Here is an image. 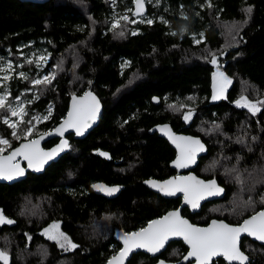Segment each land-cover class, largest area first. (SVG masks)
I'll return each instance as SVG.
<instances>
[{
  "label": "trees",
  "instance_id": "trees-1",
  "mask_svg": "<svg viewBox=\"0 0 264 264\" xmlns=\"http://www.w3.org/2000/svg\"><path fill=\"white\" fill-rule=\"evenodd\" d=\"M132 1L0 0V53L12 59L23 51L13 58L17 68L2 78V90L10 92L7 99L32 87L35 68L23 63L29 49L43 48L47 63L56 67L51 83L34 85L36 96L25 103L26 118L44 113L46 105L49 118L29 137L8 136V148L50 129L62 118L71 95L90 90L102 108L97 125L82 139L67 136L69 147L41 173L0 183V210L14 221L0 224V251L7 264H100L118 247L113 230L136 229L174 208L178 199L160 198L142 186L146 178L172 173L168 162L173 151L154 130L162 123L199 138L205 154L193 171L224 190L220 200L204 203L194 214L181 209L182 215L198 224L211 217L237 222L246 214L232 219L216 209L230 201L240 209L264 206V106L259 103L253 114L232 104L241 96L264 102V0H152V6L145 3L152 23L124 22L108 30L109 16L131 8ZM213 59L230 80L216 101H210ZM122 61L127 63L121 67ZM151 96L158 98L157 105L150 103ZM186 103L187 111L182 110ZM183 112L191 113L186 123ZM26 118L16 132L25 129ZM4 129L0 121V132ZM92 184L118 190L102 194ZM52 221L76 248H61L38 232ZM247 243L254 247L250 252ZM175 246L177 255L170 253ZM240 248L249 264H264V245L242 237ZM183 249L171 241L159 255L173 259ZM152 259L136 252L126 264ZM211 264L227 263L217 258Z\"/></svg>",
  "mask_w": 264,
  "mask_h": 264
},
{
  "label": "snow or ice",
  "instance_id": "snow-or-ice-1",
  "mask_svg": "<svg viewBox=\"0 0 264 264\" xmlns=\"http://www.w3.org/2000/svg\"><path fill=\"white\" fill-rule=\"evenodd\" d=\"M115 2V0H113ZM137 7V13L143 7L144 0H134ZM211 6L210 4L208 5ZM251 11V9H249ZM124 21H129V17L125 14L121 17ZM143 22V21H142ZM152 23L151 20L147 21ZM119 25V19H117L112 24V28L115 29ZM120 36L124 35L123 31L119 32ZM135 35V33H133ZM199 42V41H197ZM41 59H47V57H42ZM32 63V61H28ZM212 63L215 64L216 60L213 59ZM8 68H12V64H8ZM2 70V69H0ZM24 77L25 74L21 72L19 74ZM52 79L55 78L54 73L51 74ZM219 80L217 81V74H214V96L213 99L220 98V96L225 91V87L230 80L224 75V73H219ZM3 79H8L7 76ZM36 86H41L45 84H50L51 79L48 75L44 76L42 79H36L32 82ZM6 95H0V109L6 107ZM242 101H246L245 97H241ZM240 104V101H237ZM264 106V102H257ZM242 106L247 107L253 114L259 109L256 103L246 101ZM12 116H24L27 113L24 111L23 107H10ZM100 105L99 101L96 99L92 93H85L83 97L77 99L73 97V105L71 111L68 113L67 119L61 126L56 129V132L63 135V132L68 127L75 128L77 135H83V132L91 126L99 114ZM50 115V112H49ZM191 113L185 115V120L189 119ZM49 116L33 117V120L39 121L40 119H48ZM10 128L13 129L12 135L17 137L16 123H10L8 119L3 121ZM23 122V121H21ZM30 125L25 130V135L31 134L33 128L31 127L32 120L27 121ZM161 131H166L169 133V138L177 148L180 150V155L175 161V165L178 168L187 167L189 163L194 162L196 153L198 151H203V146L199 140H195L191 137H176L170 133V130L162 128ZM18 138V137H17ZM0 145H9V141L4 138H0ZM69 147L67 141H62L58 149H53L51 151H44L39 148V141L33 140L29 143L21 145L20 148L15 149L9 156H0V179L12 180L15 177L24 176L25 172L20 167L18 163H12L15 156L20 155L28 162L30 168H34L36 171H40L41 168L54 156L58 151H63ZM3 148H0V152ZM102 155H107L103 154ZM152 183L154 187H159L161 192L166 195H174L176 192H183L185 201L192 205L193 208L198 207L199 200L203 199L205 195H216L222 192V189L216 186L215 181L205 183L203 181L196 180L195 177H178L173 180L165 181L162 184L157 185L156 182ZM94 187L107 191L109 195L116 192L118 189L111 188L105 189L102 185H94ZM11 224L14 221L6 219L3 215L2 210H0V224ZM59 225L53 224L49 229H45V234L48 238L56 241L60 244L61 248H76L77 245L72 243L70 239L63 233L58 231ZM242 233H246L255 239L264 242V211H261L253 215L250 219L245 220L243 224L239 227H232L224 222L213 221L208 228H198L188 223L187 220L182 219L178 212H170L166 216L151 221L146 228L140 229L137 232L126 233L122 235V240L124 247L121 249L118 256H114L109 264H123L124 258L133 249H146L148 252L156 253L159 252L165 245V242L173 236H181L191 246V251L188 256L195 257L197 264H209L211 257L223 255L227 260L231 262L235 261L238 264H249L248 257L240 250L239 238ZM187 259V257H185ZM0 260H3L7 264L8 257L6 253L0 251ZM163 264V262H161Z\"/></svg>",
  "mask_w": 264,
  "mask_h": 264
},
{
  "label": "water",
  "instance_id": "water-1",
  "mask_svg": "<svg viewBox=\"0 0 264 264\" xmlns=\"http://www.w3.org/2000/svg\"><path fill=\"white\" fill-rule=\"evenodd\" d=\"M18 1H21V2H31V3H43V2H46L47 0H18ZM146 11V7H145V3L143 4V7L139 10V13H137V7L134 3V0L132 1V5H131V12L134 16H138V15H142L144 14ZM209 64L211 65L212 69H214V67L216 66V63L213 64L212 61L209 62ZM92 93L93 96L96 97V99L98 100L97 96L90 90H86L78 95H71L68 97L67 99V102H66V107H65V111H64V114L62 116V118L57 122L55 123L50 129L44 131V132H40L38 134H36L35 136L29 138V139H24V140H21L19 141L17 144H15L14 146L8 148L5 152L3 153H0V156H3V157H7L9 156L15 149L17 148H20L21 145L23 144H26V143H29L30 141H33V140H38L39 141V148L43 149L44 151L48 152V151H51L53 149H58L59 146L61 145V142L62 141H67L66 140V136L67 135H70L71 139L73 140H78V139H82L89 131H91L98 123V120H99V116L101 114V104L99 102V105H100V111H99V114L96 118V120L94 122L91 123V126L89 128H87L84 132H83V135H77L76 133V130L75 128H72V127H68L66 128V130L63 132V135H60L56 132V129H58L62 123H64V121L67 119L68 117V113L71 111L72 109V105H73V97H76L77 99H79L80 97H83L85 95V93ZM99 101V100H98ZM158 98L156 96H151L150 97V103L152 105H157L158 104ZM162 128H166L168 130H170V133L176 137H191L195 140H199L198 137L196 136H193V135H190V134H186V133H181V132H174L173 130H171V128L168 126V124L166 123H162V124H158L154 127V130L156 132V134L161 137L165 143L172 149L173 151V157L170 159V161L168 162V167L174 172L173 174L163 178V179H156V178H146L142 181V186L147 189L148 191L154 193V194H157L160 198H163V199H176V198H179L178 199V203L177 205L174 207V208H171V209H167L165 210L163 213L157 215V216H154V217H151L149 218L148 220L145 221V223L136 228V229H132V230H122V229H116V230H113L112 233H111V237L112 239L118 244V247L117 249L112 253L110 254L102 263L100 264H109V261L114 257V256H118L121 249L124 247V243H123V240H122V235L123 234H126V233H133V232H137L139 231L140 229H143V228H146L148 226V224L151 222V221H154V220H158L164 216H166L168 213L170 212H178L179 213V216L184 219V220H187L189 224L195 226V227H198V228H208L213 221H217V222H224L225 224H228L232 227H239L243 224V222L245 220H248L250 219L253 215L261 212V211H264V206L261 207L260 209L256 210L255 212H253L252 214H247L245 216H243L239 222L237 223H229L227 221H225L224 219L222 218H214V217H211V218H208L207 221L203 224H198V223H195V222H192L189 220L188 217H186L185 215H182L180 213L181 209L185 208L186 211L188 212V214H194V213H197L200 209V207L206 203V202H210V201H215V200H220L222 197H223V194H224V190L222 189V187L220 185L217 184V182L212 179V178H208V179H203L197 175H195L193 173V169L195 168L196 166V163H197V159L198 157L202 156L205 154V146L204 144L200 141L201 145L203 146V151H198L196 153V156H195V160L194 162L192 163H189L187 167H184V168H178L176 167L175 165V161L177 160V157L180 155V150L177 148L176 144H174L172 142V140L169 138V133L166 132V131H161ZM52 139H55V141L50 144L49 146H46V147H43V144L45 142H48ZM65 152V149L63 151H58L57 154L54 156L53 159L49 160L42 168L40 171H36L34 168H30L28 166V162L27 160H25L22 156L20 155H17L14 157L12 163H18L20 165V167L24 170L25 174L24 176L22 177H15L14 179L12 180H6V179H0V183L1 184H12L14 182H17V181H20L22 179L25 178L26 176V173H30V174H39L43 171V169L49 165L50 163H53L55 162L61 155H63ZM195 177L196 180H199V181H203L205 183H208V182H211V181H215L216 183V186L220 189H222V192H220L219 194H216V195H205V197L201 200H199L198 202V207L196 208H193L191 204L187 203L185 201V197H184V193L183 192H176L174 195H166L164 192H161L159 190V187H154L152 185V183H149V182H156L157 185L159 184H162L164 183L165 181H169V180H173L175 178H178V177ZM242 237H245L255 243H258V244H261V245H264V242L262 241H259L257 239H255L254 237L252 236H249L248 234L246 233H242L240 235V238H239V247H240V240ZM175 240H179L182 245L185 247V250L183 251V253L179 256L178 259H175V260H167V259H164L163 257L159 256L160 252L162 250H164V248L166 247V245L171 242V241H175ZM241 250V249H240ZM191 251V246L185 242V240L183 239V237L181 236H173V237H170L166 242H165V245L164 247L159 251V252H156V253H152V252H148L146 249H133L131 252H129V254L124 258L123 260V264H126V261L130 258V256L133 254V253H136V252H141L143 254H146L147 256L149 257H155V259L149 263V264H161V262H163V264H184L186 263L187 261H190L189 264H197V261H196V258L195 257H190L188 256V253ZM242 251V250H241ZM247 257L248 255L242 251ZM185 257H187V259H185ZM216 258H220L221 260H223L225 263L227 264H230L229 260H227L223 255H220V256H213L211 257L210 261H209V264H211V261L216 259ZM248 260H249V257H248ZM3 264H4V261L3 260H0ZM231 263H234V264H238V262H231Z\"/></svg>",
  "mask_w": 264,
  "mask_h": 264
},
{
  "label": "rangeland",
  "instance_id": "rangeland-1",
  "mask_svg": "<svg viewBox=\"0 0 264 264\" xmlns=\"http://www.w3.org/2000/svg\"><path fill=\"white\" fill-rule=\"evenodd\" d=\"M145 1V3H149L150 4V6H152L153 5V1L152 0H144ZM128 9V8H127ZM126 9V10H127ZM123 11L124 10H122L121 11V13H120V15L119 14H116V13H112L110 16H109V20L107 21V27H108V30L109 29H112V24H113V22H115L117 19H119V25L117 26V27H119L121 24H125L124 22H126V21H124L123 19H121V17H123L125 14H127V16L129 17L130 15L128 14V12L127 11H124V12H127V13H123ZM145 22V23H148L147 21H149V18L145 15V13H144V15H138V16H131V18H129V22L127 21L126 23H127V25H131V24H133V23H135V22ZM192 42H196V40L195 39H193L192 40ZM21 47H16V50H21L20 49ZM42 51H37V50H34V49H29L28 51H27V55L25 56V58L23 59V63H27V64H32L33 66H34V70H35V73H34V76H33V79L31 80V83L34 81V80H36V79H42L44 76H46V75H48L49 76V78L50 79H52V76H51V74H53V73H55V71H56V67H55V65H54V67H53V65L52 64H48L47 62H48V60H49V56H48V53H46L45 51H43V48L41 49ZM23 51H18L17 53H16V56H13L12 57V59H10V58H8L7 56H6V54L4 55V54H1L0 53V69H2V70H0V95H6L7 97L10 95V92H8V91H6V90H2V88H1V83H2V78L3 77H5V76H8L9 75V73L13 70V68L15 69V68H17V65H14V66H12V68L11 69H9L8 68V64L9 63H11L12 64V61H13V58H15V59H17V56L18 57H20V56H22L23 54ZM24 57V56H23ZM42 57H47V59H41ZM32 61V63H28V61ZM17 60L15 61V63L17 64ZM126 63H127V61H122L121 62V64H120V66L122 67V66H125L126 65ZM25 67H27V65L26 64H23ZM215 69L210 73V101H216V100H218V99H220V98H222L223 97V94H224V92H223V94L220 96V98H217V99H213V96H214V87H213V85H214V74H217V81L219 80V76H218V74L219 73H222L220 70H219V68H218V66L217 67H214ZM228 85H229V83L226 85V87H225V90L227 89V87H228ZM29 91H31V92H29ZM25 92H27V93H23V92H19L18 94H16V95H13V96H11L9 99H7L6 100V107L4 108V109H0V121H4L5 119H8L9 120V122L10 123H16L18 126L22 123L21 121H22V119L25 117L26 118V115H24V116H12L11 115V111H10V108H9V106L10 107H17V106H21V107H23V109H24V111H25V108H26V105H25V103H26V98L27 97H29V98H31V97H34V96H36V89H35V87H34V84L32 83V87L30 88V87H28V89L27 90H25ZM242 97V96H241ZM241 97H238V98H236V99H234L233 101H232V104L234 105V106H236V107H239V108H243V109H245V110H247L248 112H250V113H253V112H251L247 107H244V106H242L246 101H250V102H252V103H256L257 104V108H259V103H257L258 101H251V100H248V99H246V101H242L241 100ZM237 101H240V104H238L237 103ZM181 105H183V102H181L180 103ZM47 107H46V111L44 112V113H36V114H34V113H32V114H30L29 116H27V118L25 119V120H32V124H31V127L33 128V130H32V132H34V133H36L37 132V130L34 128L39 122H42L44 119H40L39 121H37V120H33L32 118L33 117H40V118H43L44 116H47L48 115V113H49V110H50V107L48 106V105H46ZM177 106H174L173 108H176ZM187 108H189L188 107V105H187V103L185 104V107L182 109V110H186L187 111ZM3 113H5V115L2 117L1 115L3 114ZM184 113V112H183ZM183 113H182V115H181V117H182V119H184V122L186 123V122H188V119L187 120H185V115L186 114H188L189 112H186V113H184V115H183ZM25 126H24V128L25 129H20L18 132H17V137H23V138H25V137H29L30 136V134L29 135H25V130L27 129V127H29L30 125L27 123V121L26 122H24L23 123ZM4 125H6V129H4V132H0V138H4V139H7L8 140V136H9V139H11L12 137L13 138H17V137H14L13 135H12V133H13V129L12 128H10L7 124H5L4 123ZM17 126V128H20V127H18ZM5 128V127H4ZM17 128L15 129V131L17 130ZM9 141V140H8ZM0 148H3V151L2 152H0V153H3V152H5L7 149H8V145H0ZM202 172V171H201ZM94 185H101V184H92L91 185V188L94 190V191H96V192H99V193H102V194H108V192L107 191H103V190H100V189H98V188H96V187H94ZM103 186V185H102ZM104 188L105 189H111V188H113V187H107V186H104ZM232 203V201H230V202H228V203H223L222 204V207H221V209L218 211V209H216L217 210V212L219 213V214H224V215H226V216H228V217H230V218H232V219H237V218H239L242 214H246L247 215V213H249V214H252L253 212H255L254 210H256V208H257V206H258V204H249V205H246L247 207L245 208V209H243V208H241L240 209V207H239V204H231ZM221 204V203H220ZM213 206H215V205H213ZM213 206H211V207H208L207 209H206V211L207 210H212L211 208L213 207ZM228 209V211L226 210V209ZM230 211V212H229ZM229 213H232V214H229ZM245 216V215H244ZM5 217V216H4ZM6 219H8L7 217H5ZM242 218V217H241ZM241 218H239V220L237 221V222H239L240 221V219ZM236 222V223H237ZM53 224H58V222L57 221H52V222H49L48 224H46L45 226H43V227H41L40 229H39V233H41L42 235H44V236H47L48 237V235L47 234H45V229H49L50 228V226L51 225H53ZM58 231H59V229H58ZM245 247H246V249L250 252V250L252 251V249L254 248L253 247V245H251V244H248L247 243V245H245ZM170 253L171 254H174V255H177L178 253H179V250L176 248V246L175 247H173V248H171V251H170Z\"/></svg>",
  "mask_w": 264,
  "mask_h": 264
},
{
  "label": "flooded vegetation",
  "instance_id": "flooded-vegetation-1",
  "mask_svg": "<svg viewBox=\"0 0 264 264\" xmlns=\"http://www.w3.org/2000/svg\"><path fill=\"white\" fill-rule=\"evenodd\" d=\"M186 125V124H185ZM67 136H70V135H67ZM67 136H66V138H67ZM193 171V170H192ZM174 172L172 171V173L171 174H173ZM193 173H194V171H193ZM195 174V173H194ZM196 175V174H195ZM198 176V175H197ZM176 199H179V198H176ZM183 209H185V208H183ZM186 210V209H185ZM218 218H220V217H218ZM223 219V218H222ZM225 220V219H224ZM191 221V220H190ZM225 221H227V220H225ZM193 222V221H192ZM227 222H229V223H236V222H231V221H227ZM196 223V222H195ZM201 224V223H200ZM175 241H177V242H180L179 240H175ZM181 243V242H180ZM181 245H182V243H181ZM183 246V245H182ZM184 247V246H183ZM241 249V248H240ZM185 250V247H184V249L182 250V252H181V254L183 253V251ZM242 250V249H241ZM243 251V250H242ZM180 254V255H181ZM179 255V256H180ZM160 256V255H159ZM179 256L177 257V258H173V259H167V260H175V259H178L179 258ZM162 257V256H161ZM155 259V257H153V259H152V261ZM164 259H166V258H164ZM217 259V258H216ZM220 259V258H219ZM215 260V259H214ZM214 260H212L211 261V263L214 261ZM151 261V262H152ZM223 261V260H222ZM150 262V263H151ZM224 262V261H223ZM190 263V261H187L186 263H184V264H189Z\"/></svg>",
  "mask_w": 264,
  "mask_h": 264
},
{
  "label": "built area",
  "instance_id": "built-area-1",
  "mask_svg": "<svg viewBox=\"0 0 264 264\" xmlns=\"http://www.w3.org/2000/svg\"><path fill=\"white\" fill-rule=\"evenodd\" d=\"M144 3H145V1H144ZM124 11H127L128 12V14L130 15V16H133V14H132V12H131V8H128L127 10H124ZM127 12H124V13H127ZM142 15H144V14H142ZM3 122V121H2ZM4 123V122H3Z\"/></svg>",
  "mask_w": 264,
  "mask_h": 264
}]
</instances>
